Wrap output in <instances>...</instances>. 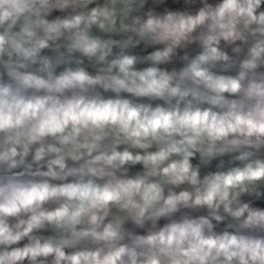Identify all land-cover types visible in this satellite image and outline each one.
I'll use <instances>...</instances> for the list:
<instances>
[{
	"label": "clouds",
	"instance_id": "9594fccd",
	"mask_svg": "<svg viewBox=\"0 0 264 264\" xmlns=\"http://www.w3.org/2000/svg\"><path fill=\"white\" fill-rule=\"evenodd\" d=\"M0 264H264V0H0Z\"/></svg>",
	"mask_w": 264,
	"mask_h": 264
},
{
	"label": "crops",
	"instance_id": "0c3cea01",
	"mask_svg": "<svg viewBox=\"0 0 264 264\" xmlns=\"http://www.w3.org/2000/svg\"><path fill=\"white\" fill-rule=\"evenodd\" d=\"M181 4H182V0H167V5L173 9L180 8Z\"/></svg>",
	"mask_w": 264,
	"mask_h": 264
}]
</instances>
